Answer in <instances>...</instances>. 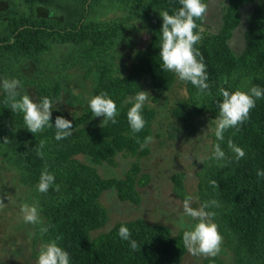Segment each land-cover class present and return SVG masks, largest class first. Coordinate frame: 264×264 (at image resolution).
Returning a JSON list of instances; mask_svg holds the SVG:
<instances>
[{
    "label": "trees",
    "instance_id": "trees-1",
    "mask_svg": "<svg viewBox=\"0 0 264 264\" xmlns=\"http://www.w3.org/2000/svg\"><path fill=\"white\" fill-rule=\"evenodd\" d=\"M205 3L207 13L194 31L201 35L195 47L203 56L209 89L198 94L190 82L160 67L159 12L174 14L182 6L179 0H0V82L20 80L17 91L34 102L49 97L53 124L35 134L28 131L23 114L9 108L0 87V197L16 190L24 203L37 206L40 219L35 225L24 220L13 224L2 248L9 262L0 264H36L40 246L57 237L70 264H194L186 261L190 253L182 240L189 227L173 233L170 226L155 223L159 219H125L119 210L143 204L141 191L152 180L143 171V159L162 154L175 142L194 145L195 138L202 142L203 137L208 156L200 161L196 143L186 165L196 170L197 190L186 186L184 170L172 176L175 196L182 201L191 196L196 208L211 200L219 204L206 211L215 213L224 259L206 257L202 264H264V177L257 175L264 170V98L256 100L238 130L225 131L223 141L204 134L218 114L220 87L264 89V0ZM141 90L155 105L145 102V126L133 133L128 100ZM101 92L117 105L115 124L101 126L103 117H94L89 108V98ZM57 116L73 122V135L59 141ZM160 120L170 128L154 129ZM229 139L243 148V158L236 159ZM217 143L225 152L222 160L212 158ZM179 155L165 158L176 163ZM45 167L55 182L41 193L37 184ZM109 194L116 199L108 206ZM122 225L137 249L119 236ZM42 227L48 231L41 234Z\"/></svg>",
    "mask_w": 264,
    "mask_h": 264
},
{
    "label": "clouds",
    "instance_id": "clouds-1",
    "mask_svg": "<svg viewBox=\"0 0 264 264\" xmlns=\"http://www.w3.org/2000/svg\"><path fill=\"white\" fill-rule=\"evenodd\" d=\"M182 5L174 14L168 11H160L163 19L160 36L159 57L162 63L160 67L163 71L174 72L181 81L190 82L199 91L198 94H204L209 89L208 75L201 52L195 47L200 41L201 35L194 31L197 29V20L203 19L207 13V4L205 0H179ZM50 11V15H54ZM147 36V35H145ZM225 83L227 81L225 80ZM0 87L7 94L5 103L13 112L22 113L26 128L31 133L41 132L45 127L51 128L52 101L49 97H42L39 102H34L28 94L21 95L17 89L22 88L21 81L18 79H3ZM219 95L221 101H217L218 114L215 119L208 124L206 133H212L218 141L224 140V133L231 128H239L244 121L249 118L250 111L256 106V100L264 98V89L259 86H253L249 91L236 89L229 91L220 87ZM148 92L140 91L135 97L129 98L128 103L131 107L127 111V120L133 133H139L145 126V120L141 114L142 108L148 99ZM210 94V92H209ZM167 95V93H165ZM89 108L94 117H103V124L111 121L117 123L116 116L118 109L116 103L111 99L107 92H101L98 95L89 98ZM55 139L62 140L73 135V122L57 116L54 125ZM146 141L150 137L145 138ZM7 142V138L4 139ZM44 142L41 141L39 149H42ZM228 148L235 153L239 160L245 156V151L240 146L233 143L231 139L227 142ZM37 155L43 158V152L37 151ZM212 158L222 160L225 158V152L219 143L213 146ZM259 177H264V170L258 171ZM55 176L51 174L47 167L42 171L37 189L41 193H46L54 184ZM215 184V181L212 182ZM59 190V185H56ZM192 197H186L183 201L184 215L194 221L191 226L183 232L182 240L184 247L192 255H202L205 257H215L221 251L223 237L218 230V225L213 221L214 212L206 211L210 207H219L216 200H211L201 204L199 208L191 206ZM20 212L25 223H40L38 208L35 204L29 205L23 203ZM48 229L42 227L41 234L46 233ZM119 236L122 240L130 241L133 250L138 248L135 240H131V232L126 226H121ZM57 237L54 240L43 243L38 251L36 264H70V255L58 244Z\"/></svg>",
    "mask_w": 264,
    "mask_h": 264
},
{
    "label": "rangeland",
    "instance_id": "rangeland-1",
    "mask_svg": "<svg viewBox=\"0 0 264 264\" xmlns=\"http://www.w3.org/2000/svg\"><path fill=\"white\" fill-rule=\"evenodd\" d=\"M215 26L214 22H210V25ZM216 28V27H215ZM215 28H209L211 31H215ZM144 38V35L142 33V39ZM148 41V38L145 39ZM238 47V46H237ZM129 67V66H127ZM171 95V94H170ZM174 96V95H172ZM147 104L149 105H155L152 102V97H148ZM165 129L170 128V123L166 121L160 120L159 123L154 125V129ZM201 141L202 142H196L197 138L194 139L195 144H184L182 142H175V144L172 146V148H169L162 154H152L146 159H143L141 162L142 168H144V172H147L150 174L152 180L150 182V185L144 188L141 193L143 195V204H141L138 207L131 206V205H123L120 206L119 213L121 214L122 218L125 219H133V218H144L148 222H155L156 219H159L158 222L160 224H166L170 226L173 229V233L177 232L180 227H190L191 224L194 223V221L191 220L190 217H187L184 215L183 212V201L175 196L174 193V186L175 184L172 181V176L178 171L184 170L186 172V186L193 185L196 189V186L198 184V177L196 175L195 169H187L186 165L191 163L192 161V155L191 152H194L196 143L201 145V160L203 158L208 156L209 153V146L207 143H205V137ZM204 143V144H203ZM189 146V147H188ZM153 149L156 148V145L152 147ZM165 153H167L165 155ZM179 156V160L176 161V163H171L167 158L174 157L175 155ZM174 155V156H173ZM175 164V165H174ZM177 164V165H176ZM5 174V172H4ZM3 174V175H4ZM6 177L8 181H12L10 174H6ZM7 181V183H8ZM197 190V189H196ZM14 191V189H13ZM12 190L9 191V194L3 195V197H0V209H8L7 211L0 212L2 213V217H0V262H9L7 259L6 254H4L2 248L4 246V241L6 240V233L8 231L9 235L11 233V228L13 227V224L16 222L18 224L23 220V216L20 212V207L24 203L23 198L17 195ZM191 192V191H190ZM105 197L107 198V202L105 201ZM103 198V201L106 202V204L109 206L111 202H114L116 199L114 195H107ZM109 201V202H108ZM196 200H192L191 206L195 207ZM200 207V206H199ZM197 207V208H199ZM2 210V209H1ZM4 215L8 218H6L9 223H7V226L4 225V221L2 220L4 218ZM120 217V218H121ZM179 220L182 221V223H179ZM6 227V229H5ZM17 232V231H16ZM18 242L21 241V237H18ZM221 245V250H222ZM221 258L224 259V256H222L221 251L218 254ZM205 256L202 255H192L189 254L188 257H186L187 262H192L194 264H202L203 259H205Z\"/></svg>",
    "mask_w": 264,
    "mask_h": 264
},
{
    "label": "water",
    "instance_id": "water-1",
    "mask_svg": "<svg viewBox=\"0 0 264 264\" xmlns=\"http://www.w3.org/2000/svg\"><path fill=\"white\" fill-rule=\"evenodd\" d=\"M146 38H148V39H149V36H144V40H145Z\"/></svg>",
    "mask_w": 264,
    "mask_h": 264
}]
</instances>
